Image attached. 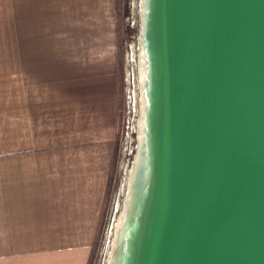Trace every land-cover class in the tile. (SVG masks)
<instances>
[{
    "label": "water",
    "instance_id": "water-1",
    "mask_svg": "<svg viewBox=\"0 0 264 264\" xmlns=\"http://www.w3.org/2000/svg\"><path fill=\"white\" fill-rule=\"evenodd\" d=\"M139 26L147 178L115 264H264V0H145Z\"/></svg>",
    "mask_w": 264,
    "mask_h": 264
},
{
    "label": "crops",
    "instance_id": "crops-1",
    "mask_svg": "<svg viewBox=\"0 0 264 264\" xmlns=\"http://www.w3.org/2000/svg\"><path fill=\"white\" fill-rule=\"evenodd\" d=\"M92 5L0 0V264L87 263L116 139L117 81L101 48L66 45L68 32L46 24L84 23Z\"/></svg>",
    "mask_w": 264,
    "mask_h": 264
},
{
    "label": "rangeland",
    "instance_id": "rangeland-1",
    "mask_svg": "<svg viewBox=\"0 0 264 264\" xmlns=\"http://www.w3.org/2000/svg\"><path fill=\"white\" fill-rule=\"evenodd\" d=\"M91 3L92 6L85 8V20L88 21L84 23L46 25L47 30L53 29V34L61 28L67 31L69 38H66V45L70 42V45L101 48V57L109 59L108 69L117 81L116 139L102 208L93 213L92 237H89V255L86 263L107 264L106 256L108 252L110 253L113 223L116 221L115 218L125 192L127 196L125 187L130 176V163L135 148L137 104L139 106L138 89L136 90V84L139 86L138 8L140 14L139 4L141 5L142 0H91ZM72 35H78V37ZM82 35H84L83 39H81ZM41 41L43 43V40ZM54 42L55 39H53ZM107 50H111L110 55L104 53ZM89 211L85 210V213L88 215ZM117 223L118 219L114 225L115 228ZM109 255L108 260L110 261Z\"/></svg>",
    "mask_w": 264,
    "mask_h": 264
},
{
    "label": "bare ground",
    "instance_id": "bare-ground-1",
    "mask_svg": "<svg viewBox=\"0 0 264 264\" xmlns=\"http://www.w3.org/2000/svg\"><path fill=\"white\" fill-rule=\"evenodd\" d=\"M144 2L142 0L141 12L139 14L138 8V19L139 25L142 23L143 19V10H144ZM139 34H140V42H139ZM138 43L139 45V61H138V75H139V86L136 84V90L138 89L139 94V106L137 104V120H136V128H135V148L132 156V160L130 163V176L127 180L126 184L127 196L125 193L121 199V207L115 218V223H118L115 228V223H113V231L112 237L110 239L111 248H109L110 253L108 252L106 256V262L108 264H115L118 260V256L123 251V243L124 238L127 234V228L130 220L132 219L133 212V202L139 197L140 192L143 191L144 184L147 178V154H146V146L144 143L145 137V108L147 104V96H146V84H147V60L146 54L143 45V39L141 36L140 26L138 28ZM137 43V49H138ZM138 102V101H137ZM140 113V115H139ZM139 118V119H138ZM137 132L139 133V137L137 136ZM138 143V147H137ZM126 196V198H125ZM131 212V213H130ZM130 216V217H129ZM114 241V243H113ZM113 243V245H112ZM110 254V255H109ZM108 255L110 256V261L108 260Z\"/></svg>",
    "mask_w": 264,
    "mask_h": 264
}]
</instances>
